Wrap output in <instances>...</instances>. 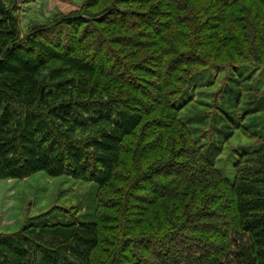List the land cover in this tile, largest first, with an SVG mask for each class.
<instances>
[{
    "label": "rangeland",
    "instance_id": "374dc122",
    "mask_svg": "<svg viewBox=\"0 0 264 264\" xmlns=\"http://www.w3.org/2000/svg\"><path fill=\"white\" fill-rule=\"evenodd\" d=\"M262 2L220 10L217 0H0L13 16L19 42L35 45V54L61 58L37 69L33 81L40 86L57 71L54 81L74 76L65 71L73 51L90 71L77 72L83 90L68 88L55 102L103 101L82 115L87 129L73 131L87 153L72 161V173L0 179V233L74 224L67 232L72 239L96 241L91 258H110L124 234L112 222L115 205L132 194L140 198L133 206L146 208L152 191L169 192L161 186L176 165L206 168L216 183L201 162L202 155L211 156L220 175L233 181L237 154L261 149L241 162H251L245 170L264 179ZM54 45L59 48L52 53ZM16 57L26 61L25 68L36 67L35 58L20 52ZM226 105L239 108L229 112ZM91 140L99 148L89 147ZM102 216L111 223H101ZM97 224L103 230L91 236L88 230ZM32 234L42 245L62 244L48 230Z\"/></svg>",
    "mask_w": 264,
    "mask_h": 264
},
{
    "label": "trees",
    "instance_id": "16d2710c",
    "mask_svg": "<svg viewBox=\"0 0 264 264\" xmlns=\"http://www.w3.org/2000/svg\"><path fill=\"white\" fill-rule=\"evenodd\" d=\"M248 1L252 0H217L220 10ZM5 7L0 4V179H18L36 172L50 177L72 173V161L87 153L73 140V131L87 129L82 115L103 101L67 98L55 102L68 88L83 90L78 73L90 71L73 51L66 59L70 66L65 71L74 76L54 81L62 72L57 71L40 86L33 81L39 75L37 69L61 59L52 50L59 45L49 47L53 54L48 56L35 54V45L19 42L13 16ZM28 42L35 44L36 40ZM16 52L35 58L36 67L25 68L26 61L17 58ZM123 107L132 110V106ZM226 107L229 112L239 108ZM68 125L72 126L70 131L65 130ZM89 145L99 148L93 140ZM74 150L79 156L73 155ZM261 151L237 154L233 181L220 175L211 156L202 155L201 162L210 167L216 183L209 181L206 168L190 163L176 165L165 174L171 176L170 182L161 186L169 192L152 191L154 199L146 208L133 206L140 198L132 194L115 205L112 222L124 234L121 233L119 252L110 258H91L96 241L80 236L72 239L67 232L74 224H32L19 234L0 233V264H264V179L245 170L251 162H241ZM170 202L175 206L169 208ZM99 207L110 210L104 204ZM99 219L101 223H111L105 216ZM98 224L88 230L91 236L103 230ZM41 230L52 232L62 244L54 247L38 243L32 233ZM146 230L152 232L140 234ZM129 233L139 235L132 239Z\"/></svg>",
    "mask_w": 264,
    "mask_h": 264
}]
</instances>
